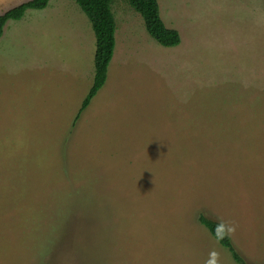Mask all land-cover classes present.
<instances>
[{
  "label": "rangeland",
  "instance_id": "rangeland-1",
  "mask_svg": "<svg viewBox=\"0 0 264 264\" xmlns=\"http://www.w3.org/2000/svg\"><path fill=\"white\" fill-rule=\"evenodd\" d=\"M157 1L181 42L114 0L108 77L81 113L96 38L76 0L7 21L0 264H238L200 215L264 264V0Z\"/></svg>",
  "mask_w": 264,
  "mask_h": 264
},
{
  "label": "trees",
  "instance_id": "trees-1",
  "mask_svg": "<svg viewBox=\"0 0 264 264\" xmlns=\"http://www.w3.org/2000/svg\"><path fill=\"white\" fill-rule=\"evenodd\" d=\"M50 0H28L14 6L0 14V37L3 35L5 25L9 20H20L28 9H44ZM114 0H76L82 11L91 22L96 38L95 74L93 84L80 107L81 113L90 104L92 98L104 85L107 79L108 66L115 50L116 21L112 12ZM144 19L149 35L159 44L166 47L177 46L181 37L177 29L168 27L162 20L157 0H128ZM199 220L219 243L227 248L238 264H248L243 256L235 249L231 237L227 234L225 226L214 219L200 215Z\"/></svg>",
  "mask_w": 264,
  "mask_h": 264
},
{
  "label": "crops",
  "instance_id": "crops-1",
  "mask_svg": "<svg viewBox=\"0 0 264 264\" xmlns=\"http://www.w3.org/2000/svg\"><path fill=\"white\" fill-rule=\"evenodd\" d=\"M16 21H17V20H16ZM5 27H6V26H5ZM3 34H4V33H3ZM115 45H116V44H115ZM122 45H123V44H122ZM115 47H116V46H115ZM121 48H122V46H121L120 48H118V51H119ZM113 54H114V53H113ZM116 54L118 55V52H117ZM132 68H133V65H132ZM132 68H130V70H131ZM119 69H120V71L122 70V65L120 66ZM130 70H129V71H130ZM108 71H109V67H108ZM117 75H118V73H117ZM117 75H116V79H117ZM107 77H108V72H107ZM109 77H110V72H109ZM106 80H107V79H106ZM105 82H106V81H105ZM115 82H116V81H113V82H112V80L110 79V84H109V86H111V83H112V85L114 86V85H115ZM92 84H93V82H92ZM92 84H91V86H92ZM104 84H105V83H104ZM91 86H90V88H91ZM103 86H104V85H103ZM103 86H102V87H103ZM102 87H101V88H102ZM111 87H112V86H111ZM90 88H89V90H90ZM101 88H100V89H101ZM100 89H99V90H100ZM89 90H88V92H89ZM99 90H98V92H99ZM88 92H87V94H88ZM98 92H97V93H98ZM97 93H96V95H97ZM87 94H86V95H87ZM86 95H85V97H86ZM96 95H95V96H96ZM95 96H94V97H95ZM85 97H84V98H85ZM94 97H93V98H94ZM93 98H92V99H93ZM83 100H84V99H83ZM91 101H92V100H91ZM82 102H83V101H82ZM90 103H91V102H90ZM81 105H82V103H81ZM88 106H89V105H88ZM88 106H87V107H88ZM80 107H81V106H80ZM236 263H237V262H236Z\"/></svg>",
  "mask_w": 264,
  "mask_h": 264
}]
</instances>
